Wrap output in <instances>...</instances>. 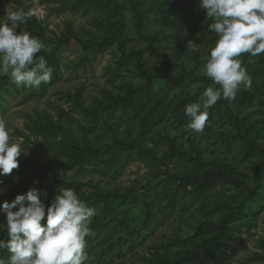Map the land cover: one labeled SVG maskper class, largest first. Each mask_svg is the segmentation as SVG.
<instances>
[{
	"label": "trees",
	"instance_id": "obj_1",
	"mask_svg": "<svg viewBox=\"0 0 264 264\" xmlns=\"http://www.w3.org/2000/svg\"><path fill=\"white\" fill-rule=\"evenodd\" d=\"M13 1L30 12L23 0ZM46 1L55 4L51 11L57 15L69 14L62 28L49 29L33 13L21 28L51 49L37 56L53 68L52 78L36 89L0 74V111L21 90L22 100L43 98L60 82L68 62L62 54L73 45L84 54L73 70L109 50L116 58L108 86L91 104L86 87L79 86L58 91L68 109L23 112V124L12 135L25 152L18 168L0 175V204L36 188L50 205L61 188L74 189L98 212L91 225L95 234L87 238L92 264L134 251L169 217L170 233L123 264H226L230 245L243 246L242 233L249 234L264 212V53L242 55L251 88L218 101L204 131L196 133L184 108L215 86L204 68L217 37L195 0ZM3 13L0 0V18ZM74 15L86 25H76ZM133 162L148 167V179L118 185ZM7 238L0 226V239ZM258 246L246 263L264 264V235Z\"/></svg>",
	"mask_w": 264,
	"mask_h": 264
},
{
	"label": "clouds",
	"instance_id": "obj_2",
	"mask_svg": "<svg viewBox=\"0 0 264 264\" xmlns=\"http://www.w3.org/2000/svg\"><path fill=\"white\" fill-rule=\"evenodd\" d=\"M200 9L213 22L208 31L217 37L204 73L215 86L203 92L201 101L185 105L188 127L202 133L210 109L221 99L234 100L241 88L253 80L243 66L242 55L264 53V0H199ZM23 10L7 11L0 18V74L17 86L39 89L48 83L53 68L44 56H37L45 44L21 25L32 16ZM19 29V30H18ZM199 45L194 44L193 51ZM25 150L11 138V128L0 115V175L18 168ZM5 214L7 240L0 239V264H87V238L97 210L81 200L72 188H61L50 205L32 188L12 202L0 204Z\"/></svg>",
	"mask_w": 264,
	"mask_h": 264
},
{
	"label": "rangeland",
	"instance_id": "obj_3",
	"mask_svg": "<svg viewBox=\"0 0 264 264\" xmlns=\"http://www.w3.org/2000/svg\"><path fill=\"white\" fill-rule=\"evenodd\" d=\"M24 3L29 6V11L33 13L38 19L45 21L48 24L49 29L53 31H59L65 19L69 18L68 13H62L57 15L51 11V8L55 5L46 0H23ZM1 7L4 11L2 17L6 15L7 11L22 10V7L17 6V3L13 0H1ZM194 8L198 11H202L199 7V0H195ZM73 20L76 25L84 24L86 21L84 17L78 15L73 16ZM84 54L77 46H72L69 50L64 51L62 58L65 59L66 64L62 65V75L60 82L52 86L47 94L40 100L34 98H28L22 100L23 91H18L14 97L9 98L6 104V109L0 111L9 127L11 128V136L13 141L19 142L20 140L14 137L13 131L15 127H20L24 121V111L32 112L33 109H44L55 113V105H60L65 109L69 108V104L64 101L59 95L60 89L74 90L79 86L86 87L85 101L86 104H91L92 99L98 96L102 87L108 86L107 76L109 73V66L114 63L116 54L114 50H109L102 55L90 56V62L79 64L77 70H73L77 63H80ZM76 116H78L75 113ZM30 152V149H28ZM148 167L141 162H133L128 165L123 171L122 175L116 179V183L120 186H130L138 183H144L148 179ZM5 190V189H4ZM5 214L0 212V223H4ZM174 221L171 217L163 220L159 223L153 232L147 235L144 241L138 242L135 246V250L127 252L125 256L121 258H114L112 262L107 264H123L133 260H137V257L146 252L149 244L152 242H158L169 234L173 229ZM264 235V212L260 216L256 225L251 228V232L242 233V237H246L243 246L230 245L228 252V259L226 264H251L246 263L245 258L250 255L252 251H260L258 246V239ZM89 256L87 264H92L95 259V255L92 253Z\"/></svg>",
	"mask_w": 264,
	"mask_h": 264
}]
</instances>
